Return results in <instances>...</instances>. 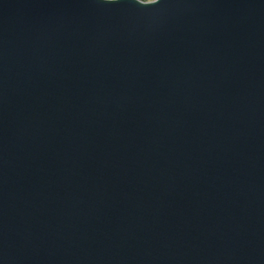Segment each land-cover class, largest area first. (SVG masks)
I'll list each match as a JSON object with an SVG mask.
<instances>
[{
    "label": "water",
    "instance_id": "1",
    "mask_svg": "<svg viewBox=\"0 0 264 264\" xmlns=\"http://www.w3.org/2000/svg\"><path fill=\"white\" fill-rule=\"evenodd\" d=\"M0 264H264V0H0Z\"/></svg>",
    "mask_w": 264,
    "mask_h": 264
},
{
    "label": "trees",
    "instance_id": "2",
    "mask_svg": "<svg viewBox=\"0 0 264 264\" xmlns=\"http://www.w3.org/2000/svg\"><path fill=\"white\" fill-rule=\"evenodd\" d=\"M141 1H144V2H150V1H153V0H141Z\"/></svg>",
    "mask_w": 264,
    "mask_h": 264
}]
</instances>
